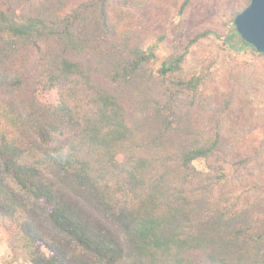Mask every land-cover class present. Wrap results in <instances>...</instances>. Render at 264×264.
Segmentation results:
<instances>
[{
  "label": "trees",
  "instance_id": "1",
  "mask_svg": "<svg viewBox=\"0 0 264 264\" xmlns=\"http://www.w3.org/2000/svg\"><path fill=\"white\" fill-rule=\"evenodd\" d=\"M149 3L0 0L6 264H264V185L246 203L225 190L233 167L264 171V69L214 83L211 31L160 59L164 36L130 16ZM251 94L247 127L230 121Z\"/></svg>",
  "mask_w": 264,
  "mask_h": 264
},
{
  "label": "rangeland",
  "instance_id": "2",
  "mask_svg": "<svg viewBox=\"0 0 264 264\" xmlns=\"http://www.w3.org/2000/svg\"><path fill=\"white\" fill-rule=\"evenodd\" d=\"M184 0H150V3L139 8L130 10V16L134 20H142L149 26L148 35L154 42L157 36H164L165 40L158 46L157 56L160 59L170 60L178 53L184 52L189 40L193 36L211 31L218 34L220 38L209 35L201 40L203 48L216 59L212 69L211 79L218 83L223 74L229 69L241 70L243 73H252L255 69H264V57L259 56L252 49L241 48V39L237 35L233 19L237 12L242 11L249 0H190L188 8L179 15V8ZM233 34L229 43H224L227 35ZM197 49V48H194ZM191 51V49H190ZM213 90L214 87H211ZM219 92L206 95L203 100V109H212L218 104ZM251 94L248 99L240 98V106L232 113L230 121L238 118L241 125L247 127V122L253 116L251 110L246 111V103L254 98ZM254 115L264 120V108L254 112ZM233 121V122H234ZM237 124L229 123L228 128L236 129ZM261 128H257L251 135L247 136L242 144L246 153L253 150L261 141ZM195 167L204 170L207 167L205 161H196ZM253 184L264 185V171L257 164H251L244 168L233 167L228 171V179L225 190L231 195L238 196L244 203L258 195L259 190ZM117 235H120L114 225L109 224ZM45 251V250H44ZM9 256L5 246V236L0 233V264H6ZM20 264V263H16Z\"/></svg>",
  "mask_w": 264,
  "mask_h": 264
},
{
  "label": "water",
  "instance_id": "3",
  "mask_svg": "<svg viewBox=\"0 0 264 264\" xmlns=\"http://www.w3.org/2000/svg\"><path fill=\"white\" fill-rule=\"evenodd\" d=\"M233 26L242 42L264 55V0H249L234 17Z\"/></svg>",
  "mask_w": 264,
  "mask_h": 264
}]
</instances>
